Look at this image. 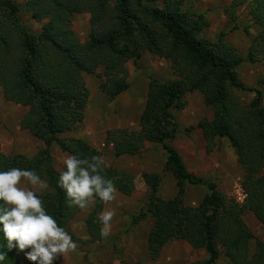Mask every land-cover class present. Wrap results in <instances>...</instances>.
I'll return each mask as SVG.
<instances>
[{
	"label": "trees",
	"instance_id": "16d2710c",
	"mask_svg": "<svg viewBox=\"0 0 264 264\" xmlns=\"http://www.w3.org/2000/svg\"><path fill=\"white\" fill-rule=\"evenodd\" d=\"M27 1L33 19L48 22L41 34H30L17 18V12L25 7L0 0V89L10 101L27 110L20 128L45 148L33 157L0 153V170H35L48 188L36 194L58 226L68 232L71 222L85 208L66 202L57 184L60 173L54 167L51 149L56 146L62 153L82 159L102 158L100 151L82 140L60 138L73 132L85 118L88 97L76 80L102 70L105 80L100 85L101 92L117 98L129 90L127 63L139 60L142 53L151 54L170 62L177 80L165 83L151 79L139 129L109 130L105 140L116 158L136 156L146 143L162 145L168 154L165 168L172 173L179 191L174 199L153 197L148 202V213L155 220L147 239L150 261L154 263L167 244L183 241L208 254L206 261L195 264H218V245L223 247L230 264H264V242L254 236L242 217L244 211H250L264 225L263 92L239 82L237 68L244 60L238 52L222 41H204L201 34L208 22L203 15L182 12L177 0ZM246 3L247 0H231V8L235 10ZM82 9L91 15V33L85 43L71 30L73 16ZM250 15L262 29L247 57L253 63L257 52L264 53V0L252 2ZM230 90L254 94L255 98L245 105ZM195 92L203 95L214 113L212 121L198 124L207 152L215 151L217 139H227L236 151L244 172L241 187L246 199L242 206L222 209L216 185L188 173L178 152L168 144L176 139L178 131L172 110L185 109L186 97ZM102 170L112 177L115 194H132L131 174L104 162ZM142 178L156 193L159 176L144 173ZM187 185L207 186L210 191L197 208L184 204ZM93 200L95 205L86 220L90 244L104 240L99 213L109 202L98 197ZM252 241L256 242V250L250 256ZM0 251H7L2 236ZM27 251L26 248L24 252ZM24 252L9 251L4 264H24L20 260Z\"/></svg>",
	"mask_w": 264,
	"mask_h": 264
},
{
	"label": "rangeland",
	"instance_id": "374dc122",
	"mask_svg": "<svg viewBox=\"0 0 264 264\" xmlns=\"http://www.w3.org/2000/svg\"><path fill=\"white\" fill-rule=\"evenodd\" d=\"M175 1V0H174ZM181 2V11L203 15L208 22L201 38L208 43L222 41L234 48L244 62L237 68L238 80L247 88L263 92L264 106V53L257 52L256 62H249L248 55L254 46L255 39L262 29L253 20L251 4L255 0H247L243 6L233 10L231 0H177ZM13 4L25 8L17 12L21 26L33 35L43 31L48 20L37 22L30 12L31 4L27 0H11ZM91 15L83 10L73 16L71 30L81 43H85L91 33ZM261 51V49H259ZM129 90L117 98H110L100 90L104 82L103 71L93 75L83 74L76 83L87 95L88 103L85 118L73 132L61 136V139L75 138L82 140L102 154L103 162L131 174L134 177L131 195L116 193L114 199L104 204L103 211H113L110 222V234L101 242H87L88 232L86 220L92 211L95 200L88 203L85 209L71 222L68 234L76 243V248L65 254L54 264H150L147 239L154 225V218L148 213V202L156 197L171 200L178 194L177 183L170 171L165 168L168 154L162 145L146 143L142 152L136 156L116 158L111 147L105 146L106 134L109 130H138L141 115L145 109L149 83L151 79L171 83L177 80L170 62L148 53H142L139 60L127 63ZM232 95L248 105L254 94L230 90ZM187 106L183 110H172L178 125L176 139L168 144L182 158L187 172L198 179L216 185L217 199L222 209L229 210L235 205L242 206L241 183L244 172L238 164L236 151L227 139H217V147L208 153L198 124L203 120L212 121L214 113L204 102L199 92L186 97ZM27 110L14 104L0 89V153L6 156H35L45 145L22 131L20 122ZM54 167L60 173L64 170L63 160L67 154L56 146L51 149ZM144 173L156 174L160 178V186L156 193L147 186L142 178ZM22 186L29 187L35 193L48 191L44 187L30 185L22 180ZM185 206L197 208L206 195L210 194L207 186H186ZM243 221L254 236L264 242V225L250 211L242 213ZM256 250V242L250 244V256ZM218 264H230L223 247ZM20 260L25 264L26 259ZM208 259L204 250H195L187 242L172 241L167 244L160 257L152 264H195ZM24 261V262H23Z\"/></svg>",
	"mask_w": 264,
	"mask_h": 264
},
{
	"label": "clouds",
	"instance_id": "9594fccd",
	"mask_svg": "<svg viewBox=\"0 0 264 264\" xmlns=\"http://www.w3.org/2000/svg\"><path fill=\"white\" fill-rule=\"evenodd\" d=\"M63 165L57 184L69 206L83 209L96 197L104 201L114 199L116 187L112 177L103 174L101 157L82 159L69 154ZM22 180L33 186H45L35 170L19 167L0 170V236L7 248L0 251V264L8 259L9 251L24 252L26 248L29 249L24 252L26 260L33 264H54L60 255L75 249L76 243L47 212L41 198L29 187L22 186ZM113 215L108 210L99 213L101 237L110 234Z\"/></svg>",
	"mask_w": 264,
	"mask_h": 264
},
{
	"label": "crops",
	"instance_id": "0c3cea01",
	"mask_svg": "<svg viewBox=\"0 0 264 264\" xmlns=\"http://www.w3.org/2000/svg\"><path fill=\"white\" fill-rule=\"evenodd\" d=\"M28 133H29V132H28ZM29 134H30V133H29ZM24 156H25V155H24ZM21 256H23L22 258H24L23 260H25V255L22 254ZM21 260H22V259H21ZM23 262H24V261H23ZM29 262H30V261L27 260V261H25V264H26V263H29Z\"/></svg>",
	"mask_w": 264,
	"mask_h": 264
},
{
	"label": "built area",
	"instance_id": "2783aa9c",
	"mask_svg": "<svg viewBox=\"0 0 264 264\" xmlns=\"http://www.w3.org/2000/svg\"><path fill=\"white\" fill-rule=\"evenodd\" d=\"M242 192H243V191H242ZM242 198H243L242 202H244L245 199H246V195H245L244 193L242 194Z\"/></svg>",
	"mask_w": 264,
	"mask_h": 264
}]
</instances>
